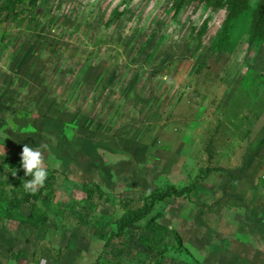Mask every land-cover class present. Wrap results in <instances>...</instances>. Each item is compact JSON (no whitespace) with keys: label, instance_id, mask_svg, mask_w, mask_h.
<instances>
[{"label":"rangeland","instance_id":"rangeland-1","mask_svg":"<svg viewBox=\"0 0 264 264\" xmlns=\"http://www.w3.org/2000/svg\"><path fill=\"white\" fill-rule=\"evenodd\" d=\"M263 1L24 0L1 22L0 157L38 148L55 182L28 226L0 159V264H148L153 223L183 244L164 234L161 264H264ZM194 181L115 236L123 203Z\"/></svg>","mask_w":264,"mask_h":264},{"label":"trees","instance_id":"trees-1","mask_svg":"<svg viewBox=\"0 0 264 264\" xmlns=\"http://www.w3.org/2000/svg\"><path fill=\"white\" fill-rule=\"evenodd\" d=\"M24 0H2L0 4V13L4 12V18L0 20L1 22L7 21L10 19V17H18L20 12L24 11V8H21V3ZM37 0H32V6H35ZM17 8V9H16ZM260 18L264 16V1L262 4V8L260 11ZM6 36V35H5ZM5 36L3 35L4 39ZM3 161H6L10 164V172L9 174H14V169L16 170V179L15 182L19 185L23 184V180L28 179L24 176V172L22 168L20 167V161H14L10 158H4L0 157ZM49 175L45 182V185L43 188H41L38 192L35 194H32L30 192H26L24 189H22L23 196L25 197V202L23 203H29L30 201H33L30 205V213L26 216L27 220L29 221L28 226H31L33 228H38L39 226H43L46 224L47 221V215L45 212L39 214L38 211H35L37 209L36 205L37 202L34 203L35 199L41 198V203L44 205H47L51 201L50 194L53 189V185L55 182V171L54 170H47ZM197 182V181H196ZM196 182L194 181L192 184L183 187L182 189H177L174 186H165L159 191H152L150 192L144 199L143 203L140 208L132 209L130 207V202L123 203V206L126 209L125 214L118 220L117 222V237L122 236L125 233V230L134 223L139 222L140 220L145 219L150 213L153 212L155 206L164 201L168 198H180L182 196H188L197 186ZM45 190H49L50 192L46 195H43V192ZM10 193H16V190L11 189ZM22 201H19L18 199H15L13 202V206L18 208L20 206V203ZM150 229L153 231V237L152 236H146L142 235L140 237V243L145 248V251L148 253V255L152 258L151 261L148 264H161L162 260H164V254L166 252V247L163 243V236L173 234L174 239L177 244V249L179 251L183 250V244L181 237L171 229L164 228L163 226L153 223L150 227ZM24 255V251H20L17 255H15V258L18 260L19 257ZM96 264H100L99 262H96Z\"/></svg>","mask_w":264,"mask_h":264},{"label":"clouds","instance_id":"clouds-1","mask_svg":"<svg viewBox=\"0 0 264 264\" xmlns=\"http://www.w3.org/2000/svg\"><path fill=\"white\" fill-rule=\"evenodd\" d=\"M20 167L24 172V176L28 179L23 180L22 187L26 192L35 194L44 187L48 178V171L44 166L43 156L38 148L30 147L29 144H24ZM16 170L14 169V174Z\"/></svg>","mask_w":264,"mask_h":264},{"label":"built area","instance_id":"built-area-1","mask_svg":"<svg viewBox=\"0 0 264 264\" xmlns=\"http://www.w3.org/2000/svg\"><path fill=\"white\" fill-rule=\"evenodd\" d=\"M6 34H7L6 30L0 31V67H1L2 60H3L4 52H5V43L7 40L5 36ZM3 35L5 36V39Z\"/></svg>","mask_w":264,"mask_h":264}]
</instances>
